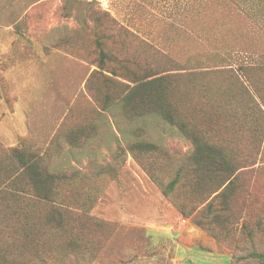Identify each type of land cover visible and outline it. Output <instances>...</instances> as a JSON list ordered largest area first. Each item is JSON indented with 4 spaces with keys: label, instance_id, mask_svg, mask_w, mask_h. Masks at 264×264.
I'll return each instance as SVG.
<instances>
[{
    "label": "rangeland",
    "instance_id": "obj_1",
    "mask_svg": "<svg viewBox=\"0 0 264 264\" xmlns=\"http://www.w3.org/2000/svg\"><path fill=\"white\" fill-rule=\"evenodd\" d=\"M159 77L176 119L246 166L219 223L197 210L213 182L192 140L125 102ZM15 151L57 178L49 200ZM5 186L33 201L14 214L0 192V264H175L196 246L264 264V0H0Z\"/></svg>",
    "mask_w": 264,
    "mask_h": 264
},
{
    "label": "trees",
    "instance_id": "obj_2",
    "mask_svg": "<svg viewBox=\"0 0 264 264\" xmlns=\"http://www.w3.org/2000/svg\"><path fill=\"white\" fill-rule=\"evenodd\" d=\"M165 79L163 77L154 78L145 82H140L133 87L125 95V102L134 110H148L153 114L162 116L171 124L177 125L185 134L192 140L195 150L193 162L197 169L198 175L205 174L210 181L213 182L212 187L208 190L207 195L199 202L197 207L198 213L203 209L207 211L206 217L209 218V223H219L221 213L229 208L232 197L235 180L239 174L238 171L245 167L236 165L233 158L222 147L210 144L201 138L195 132H191L185 124L179 122L174 116L171 106L168 103L166 91L163 86ZM149 148L150 145L138 144V148ZM15 157L22 164L25 173L31 176V182L34 188L40 192H45L42 197L44 200H49L53 193L51 185L57 179L51 175H44L41 168L38 166V157L26 154L20 151H15ZM199 185V183H197ZM7 186L0 188V192L5 194V198L12 205L14 214L17 210H26L32 203V199L27 197L22 192L11 191L5 192ZM48 193V194H47ZM206 193V192H205ZM1 194V193H0ZM203 210V211H204ZM202 211V212H203ZM241 228H244L242 225ZM11 264H14L12 261Z\"/></svg>",
    "mask_w": 264,
    "mask_h": 264
},
{
    "label": "crops",
    "instance_id": "obj_3",
    "mask_svg": "<svg viewBox=\"0 0 264 264\" xmlns=\"http://www.w3.org/2000/svg\"><path fill=\"white\" fill-rule=\"evenodd\" d=\"M182 261L176 260L175 264H220L222 258H217L216 254L204 249H190L189 252L184 250ZM188 257V258H187Z\"/></svg>",
    "mask_w": 264,
    "mask_h": 264
}]
</instances>
